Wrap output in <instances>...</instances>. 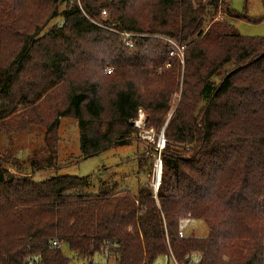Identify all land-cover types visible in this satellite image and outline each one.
I'll list each match as a JSON object with an SVG mask.
<instances>
[{
  "label": "trees",
  "instance_id": "trees-1",
  "mask_svg": "<svg viewBox=\"0 0 264 264\" xmlns=\"http://www.w3.org/2000/svg\"><path fill=\"white\" fill-rule=\"evenodd\" d=\"M221 2L0 0V130L46 128L40 158L0 154V264H69L63 244L82 264H153L161 255L264 264V36H243L227 19L264 15L224 2L227 18L218 19ZM120 32L134 34L130 47ZM167 39L184 45L183 61ZM179 89L158 150L138 138L134 120L142 109L161 130ZM52 101L47 121L42 106ZM62 117L77 120L83 157L135 138L146 144L135 195L111 191L115 181L82 194L84 177H33L56 167ZM182 218L202 219L206 235H179Z\"/></svg>",
  "mask_w": 264,
  "mask_h": 264
},
{
  "label": "rangeland",
  "instance_id": "rangeland-1",
  "mask_svg": "<svg viewBox=\"0 0 264 264\" xmlns=\"http://www.w3.org/2000/svg\"><path fill=\"white\" fill-rule=\"evenodd\" d=\"M224 2L235 12H245L247 16L253 19L264 15L261 0H222L219 7L220 12L216 15L218 19H222L223 17L227 18L223 9ZM227 19L233 24L238 33L243 36H264V20L254 23L244 19ZM61 22L62 18L60 16L51 18L41 30V33L52 25L60 24ZM205 22H208V19ZM171 41L174 42L173 40ZM179 98L180 89L173 95L170 101L171 109L167 114L166 120L176 108ZM58 105L59 103L52 101L42 106L45 113H47V121L53 119L54 109ZM147 118L145 112L140 109L136 120H134V127L137 129L138 138L141 141L147 140L153 143L155 148L160 150L162 148V141H164L163 127L165 126L163 125L161 130H156L147 124ZM45 132L46 128L40 126V124L34 125L26 130H0V154L9 151L13 156H20L19 159L21 160L24 155L36 152L38 159L41 155L46 154V152L44 154L39 153L41 150H44ZM55 138L56 143L58 142L56 167H44L37 170L33 175L36 180H42L51 174L84 177L86 182L85 186L78 191L82 194H97L99 191L109 187L110 183H112L111 181H115L110 186L111 191H120L125 186L132 195H135L138 186L146 179V174L137 173L136 156L138 152L146 151L147 146L145 143L137 141V138L133 139L130 145L112 146L99 153L83 157L78 145L77 120L70 117L60 118ZM50 142L53 143V140ZM159 160V153H157L154 156L152 165L153 174L150 178L153 189L155 188L154 184L157 169L159 168ZM179 226L182 232L181 235L186 236H203L206 235L208 230L207 225L202 219L195 218H182L180 219ZM61 249L65 255L70 257L71 261L69 264H82V260L73 259L74 252L69 250L65 244L61 245ZM92 259L97 262H103L105 260L103 255L98 253H95ZM166 262V257L161 255L157 257L153 264H176L173 258Z\"/></svg>",
  "mask_w": 264,
  "mask_h": 264
},
{
  "label": "built area",
  "instance_id": "built-area-1",
  "mask_svg": "<svg viewBox=\"0 0 264 264\" xmlns=\"http://www.w3.org/2000/svg\"><path fill=\"white\" fill-rule=\"evenodd\" d=\"M103 14H104V11H103ZM120 34L122 36H124L125 44L130 47L131 46L130 37L133 36L134 34H130V33H127V32H120ZM167 40H169V39H167ZM169 42L173 45L172 50H170V52H169L170 55H176L179 58L180 61H183V57H184V53H183L184 45H179L177 43L172 42L171 40H169ZM107 72H110V69H108ZM181 234H182V232L179 231V235H181Z\"/></svg>",
  "mask_w": 264,
  "mask_h": 264
},
{
  "label": "water",
  "instance_id": "water-1",
  "mask_svg": "<svg viewBox=\"0 0 264 264\" xmlns=\"http://www.w3.org/2000/svg\"><path fill=\"white\" fill-rule=\"evenodd\" d=\"M168 119H169V116H168ZM167 120L165 121V124H166ZM165 124H164V126H165ZM163 129H164V127H163ZM163 144H164V141H162V146H163ZM158 165H159V169H158V174L156 175V181H155V184H154V186H155L154 192H156L157 187H158V185L160 183V171H161V162H160V160L158 161Z\"/></svg>",
  "mask_w": 264,
  "mask_h": 264
},
{
  "label": "bare ground",
  "instance_id": "bare-ground-1",
  "mask_svg": "<svg viewBox=\"0 0 264 264\" xmlns=\"http://www.w3.org/2000/svg\"><path fill=\"white\" fill-rule=\"evenodd\" d=\"M161 143V142H160ZM159 169V168H158ZM158 169H157V174H158Z\"/></svg>",
  "mask_w": 264,
  "mask_h": 264
}]
</instances>
